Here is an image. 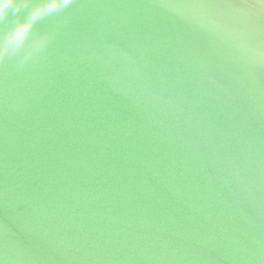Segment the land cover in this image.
<instances>
[{
  "label": "water",
  "instance_id": "95a60500",
  "mask_svg": "<svg viewBox=\"0 0 264 264\" xmlns=\"http://www.w3.org/2000/svg\"><path fill=\"white\" fill-rule=\"evenodd\" d=\"M196 2L69 0L0 61V264H264V73Z\"/></svg>",
  "mask_w": 264,
  "mask_h": 264
},
{
  "label": "snow or ice",
  "instance_id": "6c2138e0",
  "mask_svg": "<svg viewBox=\"0 0 264 264\" xmlns=\"http://www.w3.org/2000/svg\"><path fill=\"white\" fill-rule=\"evenodd\" d=\"M9 3V0H0V11ZM68 0H63V7H66ZM260 6L264 10V0H256L254 4H234V3H216L212 0H198V2L187 5L188 7L201 9L206 13H216L223 9H231L248 18V23L235 25L231 21L214 20L211 22L207 30L217 37L212 42V47L201 45L205 55H213L214 49L221 45H226L233 49V55L236 62L241 63L253 79L257 73H264V18H257L251 15L253 9ZM172 6V5H168ZM53 11L49 8L46 12L39 15L48 14ZM29 27H25L18 32V36L26 33ZM50 43V42H49ZM67 63H72L74 57L65 55L63 57ZM85 59V57H81ZM59 74V70L57 71ZM8 73H5V80Z\"/></svg>",
  "mask_w": 264,
  "mask_h": 264
},
{
  "label": "clouds",
  "instance_id": "9594fccd",
  "mask_svg": "<svg viewBox=\"0 0 264 264\" xmlns=\"http://www.w3.org/2000/svg\"><path fill=\"white\" fill-rule=\"evenodd\" d=\"M69 2V0H68ZM61 0H9V3L0 11V61H7L12 57H20L26 51L28 42L36 38L31 31L42 18L41 13L52 8L48 14L55 15L62 8ZM29 32L25 42H20L18 32L25 27ZM33 55L43 51V46L34 45Z\"/></svg>",
  "mask_w": 264,
  "mask_h": 264
}]
</instances>
